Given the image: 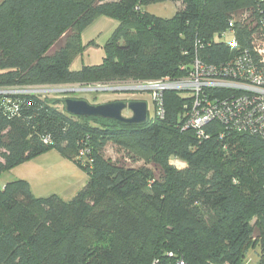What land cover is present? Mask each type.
<instances>
[{
    "label": "trees",
    "instance_id": "trees-1",
    "mask_svg": "<svg viewBox=\"0 0 264 264\" xmlns=\"http://www.w3.org/2000/svg\"><path fill=\"white\" fill-rule=\"evenodd\" d=\"M167 1L178 4L170 19L144 10ZM100 17L117 23L102 63L72 71ZM263 35L264 0H0V173L55 150L86 175L70 199L35 197L23 179L0 188V264H249L256 248L264 264L263 136L217 121L184 130L193 96L180 91H165L163 118L153 110L144 125L71 116L27 92L178 79L195 60L260 69Z\"/></svg>",
    "mask_w": 264,
    "mask_h": 264
},
{
    "label": "built area",
    "instance_id": "built-area-1",
    "mask_svg": "<svg viewBox=\"0 0 264 264\" xmlns=\"http://www.w3.org/2000/svg\"><path fill=\"white\" fill-rule=\"evenodd\" d=\"M253 44V50L262 66L260 69L251 61L246 62L241 58L231 61L218 70L214 67L206 68L195 60L193 71L188 76L178 79L165 77L135 83L129 81V86L124 85L127 81L91 85H60L65 89L58 91L93 93L108 89L114 93H129L135 90L152 92L150 98L152 108L159 118L164 116L163 93L171 90L180 91L193 96L192 109L183 127L184 130L191 128L202 135L200 131L204 125L217 121L225 126L232 123L234 127L240 128L239 130L246 129L264 137V35L262 39ZM45 88H31L27 92L42 94L46 91ZM209 89L229 90L236 94L221 103L218 102L219 100L207 101L203 94ZM53 91L57 90L47 89V92ZM214 102L217 104L211 105Z\"/></svg>",
    "mask_w": 264,
    "mask_h": 264
},
{
    "label": "rangeland",
    "instance_id": "rangeland-1",
    "mask_svg": "<svg viewBox=\"0 0 264 264\" xmlns=\"http://www.w3.org/2000/svg\"><path fill=\"white\" fill-rule=\"evenodd\" d=\"M178 4L173 3L171 1L163 2V3H156L148 5L144 8V10L156 17H160L162 19H170L175 12L177 11ZM100 20H109L111 22H116L111 19H106L102 17ZM102 21H98L93 27L87 29L84 33H82V44L85 45L86 41L90 38L91 34H94L98 29V24ZM230 37H227V40ZM219 41H226V38H219ZM78 57V56H77ZM76 58V57H75ZM74 58V59H75ZM73 59V60H74ZM132 82H138L133 81ZM127 80L125 86H129ZM91 84H105L103 82H95ZM46 91L42 95L46 98L52 100H63V99H74V100H85L91 105H99V104H106L115 101H144L147 103L148 107V116L149 118L153 117V104L151 101L152 92L148 91H129V93H114L111 90H104L103 92H93V93H86L84 91H76L72 93L58 91L59 89H65V87H51L45 88ZM47 89H54L57 91L47 92ZM59 108L62 109V106L59 105ZM125 117H129L130 113L127 111L123 112ZM105 156L107 158H111L113 160H119L122 158L123 154L119 152L112 146H107L105 148ZM174 165L177 168H183L184 164L173 161ZM143 163H137L134 166L139 167L142 166ZM86 175L85 173L76 166V164L67 159L66 157L62 156L55 150H50L42 155L36 157L35 159L26 162L20 166H17L11 170L3 171L0 173V188L5 186L8 183L14 182L16 180H26L32 194L35 197H47L51 194H56L58 196L64 195L66 196L67 193L73 192L74 189L79 187L81 183L85 180ZM65 198V197H64ZM255 251H259L258 248L251 249L247 254V261L249 264H257L258 257L255 254Z\"/></svg>",
    "mask_w": 264,
    "mask_h": 264
},
{
    "label": "water",
    "instance_id": "water-1",
    "mask_svg": "<svg viewBox=\"0 0 264 264\" xmlns=\"http://www.w3.org/2000/svg\"><path fill=\"white\" fill-rule=\"evenodd\" d=\"M57 99L50 100L51 104ZM66 114L91 119L115 121L118 125H144L148 119V107L144 101H115L106 104L91 105L85 100L63 99ZM130 113L125 117L123 112Z\"/></svg>",
    "mask_w": 264,
    "mask_h": 264
},
{
    "label": "crops",
    "instance_id": "crops-1",
    "mask_svg": "<svg viewBox=\"0 0 264 264\" xmlns=\"http://www.w3.org/2000/svg\"><path fill=\"white\" fill-rule=\"evenodd\" d=\"M101 18L102 17L95 20L93 24H91L87 28V29H90L96 23H98V21H102V22H99L102 24H98L99 26H98L97 31L94 34H91L90 38L86 41V43H84L87 47L85 48L83 53L72 61V64H71L72 71H79L83 67L98 66L102 63L103 58H104L103 46L106 43V41L109 39L111 34L113 33L114 29L117 26V23L115 24L114 22H111L109 20L107 21L100 20ZM106 19H109V18H106ZM86 30H84L83 33ZM81 37H82V34H81ZM85 182H86V178L79 187L73 190V192L67 193L66 196L61 195L60 197L62 198L65 197L64 199H70L84 186Z\"/></svg>",
    "mask_w": 264,
    "mask_h": 264
}]
</instances>
